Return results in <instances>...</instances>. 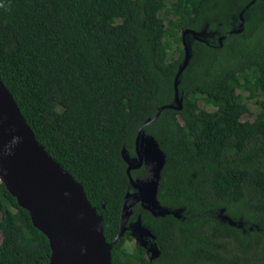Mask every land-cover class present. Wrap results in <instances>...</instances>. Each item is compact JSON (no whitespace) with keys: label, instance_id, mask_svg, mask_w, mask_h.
I'll return each mask as SVG.
<instances>
[{"label":"trees","instance_id":"obj_1","mask_svg":"<svg viewBox=\"0 0 264 264\" xmlns=\"http://www.w3.org/2000/svg\"><path fill=\"white\" fill-rule=\"evenodd\" d=\"M0 79L109 243L135 191L122 151L137 156L161 110L143 134L165 155L157 198L170 213L137 203L128 222L159 255L130 251L127 231L112 264H264V0H0ZM251 101L259 111L244 121ZM0 233V264L50 263L48 238L2 182Z\"/></svg>","mask_w":264,"mask_h":264},{"label":"water","instance_id":"obj_2","mask_svg":"<svg viewBox=\"0 0 264 264\" xmlns=\"http://www.w3.org/2000/svg\"><path fill=\"white\" fill-rule=\"evenodd\" d=\"M243 14L244 11L240 14L241 26L244 24ZM234 32L240 33L241 29ZM190 33L196 36V33L191 30L183 33L185 62L175 78L176 100L179 105L177 109L182 107V100L178 93L179 78L190 61V51L185 43V38ZM160 113L161 110L153 119L147 120L140 127L136 138L137 158H132L126 149L122 151L128 166L127 174L134 187L140 188L139 179L134 180L131 176L132 170L139 168L143 162L147 164V160L141 155V141L145 136L144 128L154 122ZM150 139L162 155L161 174L166 158L158 143ZM135 161H138L137 165ZM0 180L9 193L17 199L19 206L29 213L33 225L48 238L51 249L49 264H112L114 245L130 229L128 222L132 216L131 208L137 203L143 206L142 201L145 195V192L139 195L135 193L126 195L119 233L115 240L109 243L104 235L103 216L89 202L83 185L76 181L40 144L14 97L1 79ZM57 189L65 192L64 198L58 195ZM157 193L158 189L155 194L156 203L163 208ZM163 209L166 213L162 215L151 212L149 208L147 210L155 216L170 213L169 210ZM139 225L141 226L140 222Z\"/></svg>","mask_w":264,"mask_h":264},{"label":"rangeland","instance_id":"obj_3","mask_svg":"<svg viewBox=\"0 0 264 264\" xmlns=\"http://www.w3.org/2000/svg\"><path fill=\"white\" fill-rule=\"evenodd\" d=\"M161 17L165 19V22L168 21L167 16L164 15L163 12L161 14ZM178 46V44H172L170 55L174 58L178 57ZM200 104L201 106H203V102H200ZM249 106L253 115H246L245 117H243L244 121H253L259 111V107L256 102H249ZM141 155H143L144 159L147 160V164L145 163L144 165L147 172H149V175L143 181V184H145L144 201H142L143 206L147 209L149 208L151 212H154L157 215L165 214L166 211L163 208L159 207L155 200V194L157 192L159 184V174L162 166V155L156 149L153 141L146 136L142 137ZM134 163L136 164L138 163V161H135ZM130 232L131 239L127 241V248L130 251H133L136 243H141L144 247H146V249L148 250V252H150L153 258L157 256L158 249L154 244L153 235L148 229H146L142 225L140 226L138 222L130 226ZM1 242L2 235L0 233V244Z\"/></svg>","mask_w":264,"mask_h":264},{"label":"flooded vegetation","instance_id":"obj_4","mask_svg":"<svg viewBox=\"0 0 264 264\" xmlns=\"http://www.w3.org/2000/svg\"><path fill=\"white\" fill-rule=\"evenodd\" d=\"M135 158H137V156H136ZM137 164H138V163H136V165H137ZM144 164H145V162H143V164H142L139 168L134 169V170H132V171L136 172V171H138V170L146 169ZM148 175H149V172H147L146 174L144 173L143 175H138V176L136 177V179L133 178L134 180L139 179L138 183H139V186H140V188H141V190H140V188H138V187H134V186L132 185L133 189L135 190V191H133L135 194L139 195V194H141V192H142V193L145 192V189H144V185H145V184H143V181H144V179H145ZM132 213H133V211H132ZM128 231H129V233L131 234L130 229H129ZM137 244H138V243H136L135 246H136ZM139 244H141V243H139ZM144 248H145V251H146V253H145L146 257L149 258V259H151V258H152V255L150 254V252H148V250L146 249V247H144Z\"/></svg>","mask_w":264,"mask_h":264},{"label":"bare ground","instance_id":"obj_5","mask_svg":"<svg viewBox=\"0 0 264 264\" xmlns=\"http://www.w3.org/2000/svg\"><path fill=\"white\" fill-rule=\"evenodd\" d=\"M1 182V180H0ZM57 193L60 197L64 198L65 197V192L63 190L57 189ZM105 235V234H104Z\"/></svg>","mask_w":264,"mask_h":264}]
</instances>
